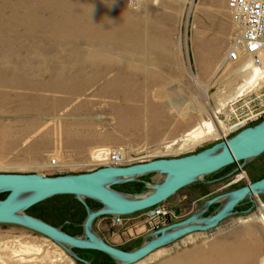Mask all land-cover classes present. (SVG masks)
<instances>
[{
  "label": "rangeland",
  "instance_id": "obj_1",
  "mask_svg": "<svg viewBox=\"0 0 264 264\" xmlns=\"http://www.w3.org/2000/svg\"><path fill=\"white\" fill-rule=\"evenodd\" d=\"M7 1L0 19L24 15L19 13L22 10L17 11L18 0ZM226 1L143 0L131 6L127 0H88L90 5L103 4L99 14L98 10L91 13L85 4L87 0H74L78 6L73 8L72 20L83 29L82 33L90 18L103 23L108 39L101 44L83 38L44 37L48 35L46 29L45 32L34 31L33 38L26 36L23 40L12 36L31 34L25 28L2 29L0 74L6 75L11 82L49 86L0 87V172L45 175L86 172L104 166V152L117 146L125 150L131 163H136L186 155L218 141L214 138L216 134L195 144L184 145L180 138L201 120L210 121L216 129L213 133L218 132L217 121H223L225 117V110L218 103L242 80L234 73L239 66L225 60L236 34ZM27 4L28 0L24 2V9ZM146 9L147 12L141 14ZM135 12L139 14L138 18L128 16ZM43 13L49 16L46 11ZM148 17L152 21L147 20ZM150 22H153L154 33H150ZM158 28L166 33L169 31V36L177 39L180 48L177 60L163 63L164 70L158 66L160 64L150 68V65L131 61L129 57L130 60H125L126 54L134 52L132 37H135V30L140 34L142 29L146 30L148 37L157 38ZM205 53L206 56L209 54V63L201 67L199 57ZM101 64L106 69L96 71ZM151 69L156 73L166 71L169 76H147L146 70ZM58 83L71 88H50ZM125 87L126 91L132 88L127 92H134L137 101L126 103L121 99ZM2 98L8 102H3ZM207 106L210 109L206 112ZM118 115H128L130 119L119 121ZM235 166L228 171L224 169L206 175L202 180L182 187L165 201L176 203V208H181L186 217L207 198L260 175L261 170L264 171V152L247 161L242 173L236 172L243 178L235 180L236 173H232L224 179L204 184L209 178L228 173ZM198 190L203 191L198 193ZM86 201L96 208L100 206L92 199L86 198ZM263 205L264 195L256 196L254 202L245 200L237 206L235 214L216 227L187 234L132 264H185L192 258L213 255L220 242H231L252 233L262 240L264 251V222L260 217L264 214ZM211 211L209 209L207 213ZM33 212L62 225L68 218L81 223L85 216L82 204L70 194L45 199L35 205ZM93 226L107 242L120 248L133 247L144 235L141 224L132 230L135 237H130L124 227L111 225L108 219L98 217ZM73 230L80 234L81 225ZM96 254L99 255L92 253V256ZM0 264L83 263L37 231L0 223Z\"/></svg>",
  "mask_w": 264,
  "mask_h": 264
},
{
  "label": "water",
  "instance_id": "obj_2",
  "mask_svg": "<svg viewBox=\"0 0 264 264\" xmlns=\"http://www.w3.org/2000/svg\"><path fill=\"white\" fill-rule=\"evenodd\" d=\"M264 152V118L196 152L176 157H158L126 165H104L78 173L0 172V223L16 224L37 231L66 249L83 264H91L74 249H93L107 254L113 264H132L152 251L195 231L216 227L235 214L245 200L264 195V176L207 198L190 215L144 234L139 245L125 250L107 242L94 228L102 215L132 214L175 194L182 187L223 167L236 164L226 176L242 170L247 161ZM240 163V164H238ZM148 176L147 179L143 177ZM144 183V190L128 192L114 187L127 182ZM73 195L85 209L81 233L70 234L60 226L27 212L31 206L55 195ZM86 198L99 202L92 208ZM213 204H217L207 213Z\"/></svg>",
  "mask_w": 264,
  "mask_h": 264
},
{
  "label": "bare ground",
  "instance_id": "obj_3",
  "mask_svg": "<svg viewBox=\"0 0 264 264\" xmlns=\"http://www.w3.org/2000/svg\"><path fill=\"white\" fill-rule=\"evenodd\" d=\"M18 1H19V6L17 7L18 8L17 11L22 10L19 13H24V15L23 14L19 15L17 13L18 17H16V16L14 17V15H13V16L6 17L3 20L0 19V31L2 29L11 30L12 27L21 26L22 28H25L28 31L27 33H31V34H25L23 36L22 35H19V36L13 35L12 36L13 38H22V37H26V36L33 38V36H35V35H32V33H34V31L44 30V32H45V29H46V33L48 35H45L44 37L55 38V39H79V38H83V39H88L90 41L92 40L94 42H100V44L102 42H104L106 39H108V37L106 36V31L104 33L103 23H101V21H96L97 18H96V20L94 18H92V19L90 18L89 24H88V22L85 23V26H84V32L85 33L84 32L82 33L83 29L78 28L76 23L72 20L74 17V11H73L74 9L73 8H75V6L77 5L73 2L74 0H28L29 4L26 5V9H24V2H26V0H18ZM1 2L2 3L0 4V13L2 14L3 13L2 9L6 8L8 1L3 0ZM85 4H86V7L88 6L91 9V13H95V10H98L99 14L102 13L101 10L104 7L103 4L90 5L88 0H87V3H85ZM44 11H46L49 16H47V17L44 16V13H43ZM34 14H36V16ZM119 30H120V28H119ZM3 37L4 36H2L0 34V40H2ZM40 37H42V36H38V38H40ZM88 45H89V43H88ZM9 59H11V58H9ZM209 59H210L209 54L207 56H206V53L202 54L199 57L200 66L206 67L209 63ZM1 61H3V59ZM105 69L106 68L103 67V65L101 64V68H97L95 70L96 71H98V70L103 71ZM119 70H120V68H119ZM234 73L241 76L242 80L233 88V90L224 99H222L218 103V105L221 107L223 105H225V102H227L230 98H233L235 96V94H237L240 91H243L246 88V86H248L249 84H253L259 78V71L255 67H245V68L239 67L236 70H234ZM41 78H43V77H41ZM95 78H97V76H94V79ZM8 86L24 87V88H27V87L28 88H31V87L38 88V87H47L49 85H45L42 83H36V84L31 85V84H28V83L23 82V81L22 82L21 81L11 82L10 80H8L6 75L0 74V87L7 88ZM118 86H119V84H118ZM69 87L71 88V86H69V85H65L63 83H61V84L58 83V84L52 85V87H50V88H55V89H59V90H64V89L67 90ZM8 89H9V87H8ZM72 90H74V89H72ZM131 90H132V88L128 89L127 91H131ZM127 91H126V87H125V89H123L121 91V94H122L121 99L123 101H125L126 103H128L130 101H134V100L137 101V98H135L136 96L134 95V92L132 91L133 94H129ZM67 94H69V93H67ZM70 95L72 96V94H70ZM2 101L5 103L8 102L7 100H5V98ZM209 109H210V107L207 106L206 112ZM119 110H120V108H119ZM127 116L128 115H118L119 121L130 119V118H127ZM215 130L216 129L214 128L213 124L210 121L201 120L198 124H196L188 132L183 134V136L180 138L181 139L180 141H182V144H184V145L185 144H195L198 141L203 140L210 135L217 134L216 133L217 131L215 133H213ZM217 130H218V128H217ZM175 141L176 140H174L173 142H175ZM171 144H172V142L170 144H168V145L166 144V145L169 146ZM261 209L264 210V205L262 206ZM260 217H261V220L264 222V214H260ZM263 252L264 251H263L262 240L258 237V235L252 233L247 237L237 238L231 242H220L216 245V247L213 251V253H214L213 255L198 257L195 259L192 258V259L188 260L187 263H185V264H264V253Z\"/></svg>",
  "mask_w": 264,
  "mask_h": 264
},
{
  "label": "built area",
  "instance_id": "obj_4",
  "mask_svg": "<svg viewBox=\"0 0 264 264\" xmlns=\"http://www.w3.org/2000/svg\"><path fill=\"white\" fill-rule=\"evenodd\" d=\"M141 1L127 0V3L134 6ZM226 4L236 34L225 60L241 68L255 67L259 71V78L225 102V117L223 121H217L219 131L214 137L216 140L226 139L239 129L264 118V0H227ZM104 153L103 165L131 163L122 147L117 146ZM241 173H236L235 180L243 178ZM175 204L162 201L132 214L102 215L100 218L108 219L115 227H124L130 237H135L132 230L139 224L144 230L142 234H146L184 218L183 210L176 208Z\"/></svg>",
  "mask_w": 264,
  "mask_h": 264
},
{
  "label": "crops",
  "instance_id": "obj_5",
  "mask_svg": "<svg viewBox=\"0 0 264 264\" xmlns=\"http://www.w3.org/2000/svg\"><path fill=\"white\" fill-rule=\"evenodd\" d=\"M144 12H147V9L145 11H141V14H143ZM138 15L139 14L135 12L134 15L130 13L128 16L138 18ZM151 19V17L147 18V20L152 21ZM143 21L146 22L145 20ZM151 23L153 22H150V24ZM150 26H152V28H150V33H154L155 28L152 24ZM156 33L158 36L157 38H155L154 36L148 37L146 30L143 31L142 29L141 34L135 30V37H132V39L134 40V52H132L130 55L126 54L125 60H130L128 59L129 57L132 58L131 61L146 63L148 67L151 66L150 68H153L154 65L157 64H160L158 66L162 67L163 63L165 62L173 61L175 59L177 60L180 50L177 39L174 36H169V31L166 33V30L161 31L160 28L156 30ZM162 70H164L163 67ZM146 71V75L150 77L169 76L166 71H162L160 73L154 72L153 69Z\"/></svg>",
  "mask_w": 264,
  "mask_h": 264
},
{
  "label": "trees",
  "instance_id": "obj_6",
  "mask_svg": "<svg viewBox=\"0 0 264 264\" xmlns=\"http://www.w3.org/2000/svg\"><path fill=\"white\" fill-rule=\"evenodd\" d=\"M233 165H235V164H230V165H227V166H225V167H223L222 169H220L219 171H221V170H226V171H228V169H230V167H232ZM218 171V172H219ZM264 176V171L262 172V170H261V173H260V175H254L253 177H252V181L253 180H255V179H259V178H261V177H263ZM144 179H147L148 177L147 176H145V177H143ZM114 187L115 188H117V189H120V190H123V191H128V192H139V191H142V190H144V183L142 182V181H139V182H127V183H123V184H116V185H114ZM6 195V193H1L0 194V198H3L4 196ZM52 197H54V196H52ZM52 197H49V198H47V199H50V198H52ZM88 203V205H90L92 208H96V206L95 205H93L91 202H87ZM243 203V202H242ZM241 203V204H242ZM38 204V203H37ZM58 204H60L61 205V203H59L58 202ZM240 204V205H241ZM36 205V204H35ZM35 205H33V206H31L30 208H28L27 209V212L28 213H30V214H32V215H35V216H38V217H40V218H42V219H44L45 221H48L49 223H51V224H53V225H56V226H58V224H55L56 222H53L52 220H51V218L50 217H48V216H41L40 214H38V213H35V212H33V210H34V207H35ZM64 205H66V203H64ZM100 205V204H99ZM83 206V205H82ZM84 207V206H83ZM237 208V207H236ZM210 209L212 210V207H210ZM74 223V226H72V225H68V224H64V225H62V229L63 230H65L66 232H68V233H70V234H76V233H78V232H76V230H73V228L75 229V228H80V222L79 221H77V222H73ZM69 228V229H68ZM139 243H140V239L139 240H137L136 242H135V244L133 245V247H128V248H125V247H122V249H125V250H130V249H132V248H135V247H137L138 245H139ZM79 255H81L82 257H85V258H92V256H91V253L92 252H98V253H100L101 255H104L108 260H109V262H105V264H113V260L107 255V254H105V253H102V252H99V251H96V250H91V249H78V248H75L74 249ZM93 259V258H92Z\"/></svg>",
  "mask_w": 264,
  "mask_h": 264
},
{
  "label": "flooded vegetation",
  "instance_id": "obj_7",
  "mask_svg": "<svg viewBox=\"0 0 264 264\" xmlns=\"http://www.w3.org/2000/svg\"><path fill=\"white\" fill-rule=\"evenodd\" d=\"M226 174L227 173H222L221 175H219V176H215V177H213V178H209L207 181H205V183L204 184H210V183H213V182H215V181H217V180H221V179H224V178H226L227 176H226ZM244 177V176H243ZM196 190V189H195ZM195 190H193V194H195ZM202 191L203 190H198V193H202ZM191 193V194H192ZM183 198H186V195H184L183 196ZM73 222H75V220L73 219V218H68V219H65V221L63 222V225L64 224H70V225H72V226H74V223ZM55 224H57V223H55ZM58 226H60V227H62V224H58ZM69 229V228H68ZM91 250H93V249H91ZM96 251H98V250H96ZM100 252V251H99ZM92 253H98V252H92ZM92 253H91V256H92ZM103 253V252H102ZM81 256V255H80ZM82 257V256H81ZM83 258H85V257H83ZM93 258V259H92ZM92 258L90 259V258H86V259H89L90 261H91V264H105V262H109V260L104 256V255H101L100 253H99V255L97 256V254L96 255H94V256H92Z\"/></svg>",
  "mask_w": 264,
  "mask_h": 264
}]
</instances>
